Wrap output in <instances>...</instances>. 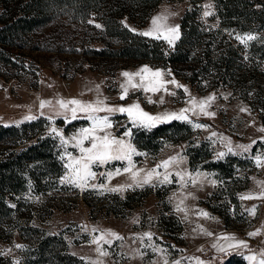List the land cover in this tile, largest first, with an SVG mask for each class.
Masks as SVG:
<instances>
[{
	"label": "rangeland",
	"instance_id": "374dc122",
	"mask_svg": "<svg viewBox=\"0 0 264 264\" xmlns=\"http://www.w3.org/2000/svg\"><path fill=\"white\" fill-rule=\"evenodd\" d=\"M248 1L252 7L261 11L254 13L252 19L242 21L241 25L232 23L230 26H223L215 0L198 2V18L208 33L206 37L214 40L215 53L231 43L238 45L236 48L239 52L250 59L248 78L229 74L226 84L216 83L219 77L215 66L201 72L197 70L200 65L195 62L176 64L172 68L129 57L94 56L87 49H80L81 37L75 35L72 38L73 32L62 47L76 42L80 47L77 51L52 49V46L47 50L26 48L20 52V57L26 60V67L21 69L0 60V124L19 127L15 135L0 138V157L10 154L11 158H15L29 145L46 139L43 146L46 156L30 159L25 155L16 158L12 182H8L7 188L3 183L2 189H7L5 199L9 206L15 207H12L11 212L3 207L0 212L1 256L10 257L12 264H23L28 259H32L28 264H86L88 259L98 258L96 246L90 242L92 228L112 230L124 237L123 241H116L108 249V256L99 257L103 264H164L165 255L144 249L138 240H133V237L146 232H152L155 243L167 249L168 264H173V261L182 257H199L211 264H248L244 257L264 250V199L241 201L238 198V194L262 191L257 182H264V166L257 167L249 153L226 155L223 159L229 165L227 171L202 166L209 159L206 155L208 151L214 160H219L216 158L217 152L227 151L218 137L209 139L212 132L228 137L234 151H238L237 145H253V141L256 143L251 154L264 151V140L261 139L264 132L260 131L264 128V0ZM209 4L212 8L206 9L204 6ZM194 5L191 0H161L144 24H135L128 19L125 22L134 30L144 32L151 29L154 17L166 15L169 26L179 25L180 36L182 15ZM205 10L213 11L214 15L204 17ZM59 26L60 24H53L45 28L41 35L42 41H52V35L57 33ZM236 34H253L257 39L248 42L245 47L235 39ZM90 45L100 47L102 42L94 40ZM166 48L169 49L170 46L167 44ZM143 66L163 69L165 72L170 70L171 76L166 78H174L198 99L215 94L216 99L209 111L216 115L214 118L193 116L195 122L210 127L207 130L194 129L188 123L190 129L183 132L184 136L173 134V137H181L165 139L157 151L153 149L156 140L150 147H142L137 145L133 137L132 143L136 149L148 154L146 157H134L137 167L152 169L160 161L179 154L186 157V163L180 165L181 168L210 175L202 183L195 186L189 184L183 190L175 182V178L172 184L156 187L146 185L123 193L100 194L98 190L91 188L81 191L79 188L60 184V177L65 170L58 158L61 151L59 141L49 135L50 122L47 119L54 114L55 108L46 106L43 109L44 115L41 116V101L50 100L53 105L59 98L92 102L99 95L100 98L107 97V103L114 106L128 105L139 100L141 107L153 115L177 111L187 106L185 101L188 97L182 89H176L172 85L169 88L176 92V96L161 93L152 96L153 100L159 101L163 95V104L148 103L145 95L139 91H130L128 98L121 100L120 86L125 80L121 74L126 71L136 72ZM195 71L198 74L193 76ZM13 72L16 74H12ZM242 108L248 111H241ZM28 116L38 117L33 120L39 125L34 128L29 126L28 129L21 127L23 123L32 121L26 120ZM112 119L114 124L110 131L114 136L120 137L125 130L121 125L128 124L127 117L117 114ZM89 123L78 119L66 125L62 119H56L55 126L62 129L67 137L80 127L89 126ZM128 126L131 127L130 124ZM134 130L135 128L133 133ZM189 149H193L192 152L197 157L196 166L190 164ZM68 150L74 152L70 146ZM229 157L232 159H228ZM114 167H123V164L114 162L105 168L94 170L106 171ZM127 180L126 175L117 176L112 179L111 186L123 184ZM212 180L217 183L213 185L210 182ZM102 182L103 179L98 177L92 183ZM181 192L191 193L195 197H188L184 202L191 209L187 215L175 210ZM233 197L237 199L234 200ZM253 206H256L255 215L244 211ZM199 209L215 219L197 216L196 210ZM134 220L138 222L133 223ZM198 226H203L214 235L202 234ZM257 230L260 231L259 235L249 237L248 233ZM221 234H234L239 240L247 241L252 251L241 249L239 253L233 252L230 256L217 253L212 244ZM53 235L56 238L48 239ZM39 242L48 244L45 255H38L36 252ZM135 249L145 253L142 258H133Z\"/></svg>",
	"mask_w": 264,
	"mask_h": 264
},
{
	"label": "snow or ice",
	"instance_id": "6c2138e0",
	"mask_svg": "<svg viewBox=\"0 0 264 264\" xmlns=\"http://www.w3.org/2000/svg\"><path fill=\"white\" fill-rule=\"evenodd\" d=\"M206 9H211L212 5H205ZM214 15L211 10H205L203 12L204 17ZM167 16L161 15L154 17L151 21V29L139 33L145 37H151L153 39H163L170 47L175 46V41L180 38L179 25L169 26L166 23ZM93 21H89L92 23ZM97 28L101 25L96 24ZM237 39L241 44L247 47L248 42L257 39L253 34H236ZM125 80L121 84V100L128 98L129 92H141L145 95L148 103H164L163 95L159 101L153 100L152 96L158 93L170 96H176V92L169 88V85L174 86L176 89H182L188 99L185 101L187 105L177 111H165L163 113H157L155 115L146 112L139 102L136 100L128 105H109L107 103V97L100 98L99 95L95 101L86 102L77 98L64 99L59 98L56 100L55 105L50 100H43L40 103V115L43 116V109L46 106H53L55 108L54 114L47 117L50 127L49 135L59 141L60 154L59 160L62 162L64 168V174L60 177L59 183L70 185L75 188H79L81 191L86 188L98 190L100 194L104 192L123 193L128 189L141 188L144 186H163L172 184L175 182L179 184L180 189L188 187L189 184L195 186L202 183L204 179L210 175L200 171L190 172L186 168H181L180 165L186 163V157L183 155H177L169 157L166 160H162L156 164L152 169H144L137 167V162L134 160L135 156H147V153L139 152L134 144L133 129H143L145 131H151L161 123H170L173 120L186 122L192 125L194 129L207 130L210 126L195 122L193 116H207L214 118L216 113L209 111L214 103L216 96L212 94L204 98H196L191 95L188 88L179 84L174 78L168 79L166 77L171 76L170 70L165 72L163 69H152L148 66H143L136 72H123L121 74ZM99 91V86H97ZM227 97H225L226 99ZM241 111H248L246 108H242ZM100 113H105L100 115ZM120 114L125 115L128 120V124L121 125L124 127V132L120 137H116L110 131L113 127V116ZM36 116H28L26 120L37 119ZM56 119H62L65 124H70L78 119H84L89 123L87 127H80L71 136H65L62 129L55 126ZM264 132V128L260 129ZM212 137H218L219 142L223 143L227 148L226 152H217L216 158L223 159L226 155H243L245 153L250 154V158L253 160L257 167L264 166V151H258L256 154H251V149L256 141H253V145H237L238 151H234L232 142L228 137L222 136L216 132H212L209 139ZM264 140V137L261 138ZM217 141H213L215 143ZM87 145V146H86ZM69 146L74 150L69 151ZM114 162H122L123 167L109 168L106 171H95L94 169L105 168L106 166L113 164ZM126 175L128 180L123 184L111 186V181L117 176ZM100 177L104 182L92 183ZM213 185L217 181H210ZM262 191L259 193H242L238 194V198L241 201L251 199H264V182H257ZM188 197H192L191 193L181 192L180 198L176 203L175 210L177 212H184L187 215L188 209L185 205V200ZM193 199L195 197H192ZM15 207V205H12ZM249 215H255L256 206L250 209H245ZM243 214V213H242ZM196 215L205 219H215L210 217L209 213L199 209L196 210ZM138 221H133L137 223ZM199 231L207 236H213L214 234L203 226H198ZM85 230H87L85 228ZM91 243L94 244L95 251L98 258L95 260L88 259L86 264H103V260L99 257H106L109 255L108 249L116 241H123L124 237L112 230H100L98 228H92L91 230ZM260 234V231H254L248 233L249 237H255ZM152 232H146L133 237V240H138L140 245L144 249H150L153 253L165 255L164 264H168L166 259L167 249L156 244ZM107 246V247H106ZM17 247H22L17 245ZM174 247V246H173ZM212 248L217 253L223 256H230L233 252L239 253L241 249H248L252 251L249 244L245 240H239L234 234H221L217 236L212 244ZM202 251V249H201ZM145 253L139 249L133 250V258L135 256L143 257ZM248 264H264V250L259 253L252 252V254L244 257ZM211 264V262H205L199 257H182L173 261V264Z\"/></svg>",
	"mask_w": 264,
	"mask_h": 264
},
{
	"label": "trees",
	"instance_id": "16d2710c",
	"mask_svg": "<svg viewBox=\"0 0 264 264\" xmlns=\"http://www.w3.org/2000/svg\"><path fill=\"white\" fill-rule=\"evenodd\" d=\"M161 0H0V60L14 68H25L26 60L20 57V52L30 49H52L77 51L76 42L68 47H62L64 42L73 32L72 38L81 37V50L91 52L94 56L105 58L129 57L133 59L148 60L151 63H158L171 66L186 62H195L197 70L215 66L218 73L217 84H226L228 75L247 76L249 60L246 59L238 45L229 43L227 47L221 48L215 53L214 40L207 38L206 31L198 18L200 9L198 2L202 0H191L195 5L186 9L181 18V34L174 47L166 48L163 39L157 40L151 37L140 35L139 31L131 28L125 19L135 23L144 24L155 7ZM218 14L221 17L223 26H230L232 23L242 24V21L253 18L254 13L261 9L252 7L248 0H215ZM253 5V4H252ZM93 21L89 23V21ZM53 24H60L57 33L51 34L53 40L44 41L41 36L43 30ZM101 27L97 28L95 25ZM206 38V39H205ZM94 40L102 42V46H91ZM52 44V45H51ZM239 47V46H238ZM25 52V51H24ZM20 57V60L18 61ZM196 69V68H195ZM16 74V73H12ZM198 72H194L196 76ZM36 120L25 122L21 127L28 129L29 126H38ZM32 129V128H31ZM190 125L186 122L173 120L170 123H161L151 131L135 129L134 141L142 147H150L152 142L155 151L162 145L165 139H178ZM19 130L17 125L0 124V138L15 135ZM175 133L177 135L173 137ZM29 145L15 158L0 157V212L3 207L11 212L12 207L5 199L8 182H12L15 176L14 163L16 158L27 155L30 159L44 158L43 146L46 139H40ZM193 149H189V161L191 166L197 165V157ZM209 159L202 166L217 168L220 171H227L229 166L225 159L214 160L211 152L206 154ZM228 159H232L229 157ZM4 183V184H3ZM236 200V197H233ZM34 229H38L34 227ZM56 238L55 235L48 239ZM49 241V240H48ZM49 243V242H48ZM47 243H40L36 246L38 255H45ZM31 252V251H30ZM66 255H68L66 253ZM32 258V257H29ZM10 257L0 255V264H12ZM28 259L23 264H28Z\"/></svg>",
	"mask_w": 264,
	"mask_h": 264
}]
</instances>
